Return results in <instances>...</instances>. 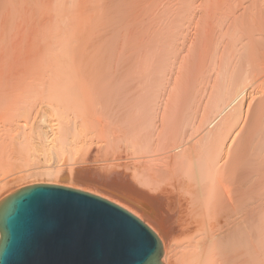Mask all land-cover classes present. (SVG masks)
<instances>
[{"label": "bare ground", "instance_id": "1", "mask_svg": "<svg viewBox=\"0 0 264 264\" xmlns=\"http://www.w3.org/2000/svg\"><path fill=\"white\" fill-rule=\"evenodd\" d=\"M69 3L0 0V172L44 165L0 202L51 182L132 204L130 174L168 214L134 204L163 264H264V0H76L72 28ZM95 138L133 151L61 168Z\"/></svg>", "mask_w": 264, "mask_h": 264}, {"label": "water", "instance_id": "2", "mask_svg": "<svg viewBox=\"0 0 264 264\" xmlns=\"http://www.w3.org/2000/svg\"><path fill=\"white\" fill-rule=\"evenodd\" d=\"M158 238L94 195L37 184L0 202V264H163Z\"/></svg>", "mask_w": 264, "mask_h": 264}, {"label": "rangeland", "instance_id": "3", "mask_svg": "<svg viewBox=\"0 0 264 264\" xmlns=\"http://www.w3.org/2000/svg\"><path fill=\"white\" fill-rule=\"evenodd\" d=\"M71 1L72 0H70V3H69L70 10L68 9V16L70 15L68 17V20L71 21V17L76 16V18H73V21H71V22L69 21V23L71 24L70 27L72 28L74 21H77L76 19L79 16V11H77L78 9H76L77 8L76 5H77L79 0H77L76 4H74L76 0L72 1L73 5L75 7L70 6V4H72ZM72 8L74 10H76L77 12H75ZM69 11L73 15H71V13ZM88 11H89V9H88ZM75 13H77V14H75ZM23 45H25V44L22 43V46ZM92 127H94V129H95V123H93ZM89 133H90L89 134L90 136L96 137L98 135L99 131H97L95 129V130L90 131ZM107 137H109V136H107ZM96 142H97V140L95 138L94 144H92L91 146H85V148L81 152H78L77 154H74L71 156L65 155V157L63 158L64 161H62L65 165L62 166L61 168L64 170H67V169L73 170L72 176L73 175L75 176L77 173H85V174H88L89 172L94 173V171L96 172V171L100 170V168H101L100 166L102 164L121 162V158H126V156L131 154L133 151L130 144L127 146L125 144V142H123V140H121L119 138H117L113 143H110L107 145H105V143L99 144ZM53 162L54 161L51 160L50 164L51 163L54 164ZM16 166L17 165L13 166L12 168L5 169V170L1 171L0 172V179H3V178L10 179L12 176L17 175V172L18 171L20 172V170H28V169L31 170V169H36V168L39 169L44 165L34 163L31 166H27V167L22 166V165L21 166L19 165L20 167L19 166L16 167ZM127 176H128L127 179H115L113 181L112 185L115 188L120 187L121 189H124V190L129 189L132 195L130 196L129 193H125V194L130 196L129 199L131 198V200L133 202L132 204L128 203L127 201L125 202V200L123 201L121 199H112L110 197V195L107 196V194L106 195L100 194L99 191H101V190H99V189L96 190L97 192L89 190L88 189L89 186L87 187L86 185L83 186L84 188H77V187H73V186L66 185V184L64 185V184H57V183H51V182H35V183L30 184L28 186L37 185V184L54 185V186L70 188V189L81 191V192H84V193H87L90 195H94L96 197H99V198H101L105 201H108V202L116 205L117 207L123 209L124 211H126L127 213H129L130 215L135 217L137 220H139L141 223H143L149 229V227L146 225V223L144 221H142V219L140 218L138 210L136 209L135 205L138 206L137 204H139V205L141 204V205L146 207L145 209H147L149 211H153V212L154 211L158 212L157 209H159V213H161V216H163V217H167L168 214L166 212L165 213L160 212L161 206H159L157 203L152 202L149 199L148 195L146 194V193H148L147 190L143 189V187H140L138 184L133 183L134 181L132 180L133 179L132 175L130 176V174H127ZM41 179H43V178H41ZM45 180H47V179H45ZM132 184L134 186V187H132V189L127 188V187H131ZM26 186H22L20 188H23ZM86 187H87V189H86ZM20 188H17V189H20ZM95 188H97V187H95Z\"/></svg>", "mask_w": 264, "mask_h": 264}]
</instances>
